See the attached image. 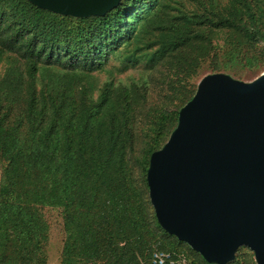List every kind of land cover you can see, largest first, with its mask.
Returning a JSON list of instances; mask_svg holds the SVG:
<instances>
[{
  "label": "trees",
  "instance_id": "16d2710c",
  "mask_svg": "<svg viewBox=\"0 0 264 264\" xmlns=\"http://www.w3.org/2000/svg\"><path fill=\"white\" fill-rule=\"evenodd\" d=\"M188 1L120 0L102 16L75 18L0 0V56L22 67L0 85V264H45V206L62 211L60 264H152L154 250L211 264L157 224L147 161L205 64L214 73L233 61L264 63V0ZM129 44L149 62L145 78L106 82L95 98L85 80H69ZM55 67L38 84V71ZM137 144L138 181L128 166ZM239 249L226 264H237Z\"/></svg>",
  "mask_w": 264,
  "mask_h": 264
},
{
  "label": "water",
  "instance_id": "95a60500",
  "mask_svg": "<svg viewBox=\"0 0 264 264\" xmlns=\"http://www.w3.org/2000/svg\"><path fill=\"white\" fill-rule=\"evenodd\" d=\"M63 16H102L120 0H26ZM147 196L159 227L206 263L240 247L264 264V71L201 76L165 142L149 154Z\"/></svg>",
  "mask_w": 264,
  "mask_h": 264
},
{
  "label": "rangeland",
  "instance_id": "374dc122",
  "mask_svg": "<svg viewBox=\"0 0 264 264\" xmlns=\"http://www.w3.org/2000/svg\"><path fill=\"white\" fill-rule=\"evenodd\" d=\"M174 0H161L162 3L170 2ZM182 2L185 7L188 5V0H179ZM147 35H144L138 45L146 39ZM221 37L218 36L217 42H220ZM132 44L128 46H122L116 52L115 55H109L107 60L104 62L100 70L91 71L85 78V75L74 74L69 77V80L73 85H76L78 82L85 80L88 84V91L91 93V97L95 98L99 92L100 87L106 83L111 82L112 86H120L124 84H129L132 81H138L141 78H145L148 75L149 62L145 59V56L141 54L140 50L133 51ZM127 53H133V59H130V56ZM8 55L0 56V85L2 84V79L9 75V79H12L14 76L19 75V72H22V67L18 63H9ZM206 66V64H205ZM201 69L202 74L197 75V77L192 82H197V80L205 75V72H208V69ZM207 70V71H206ZM60 70L58 68H51L50 70L42 68L38 71V84L41 80L48 81L50 77L55 74H58ZM264 71V63H254L253 60L250 63L241 61H233L229 64H226L225 69H221V72H224L230 75L232 78L241 81H250L256 77L260 72ZM150 102L155 101L156 96L152 91L149 95ZM140 145L137 144L133 150L132 155L128 159V166L131 167L132 177L134 180H139V173L135 163V156H140ZM5 166V162L0 158V178L2 168ZM40 212L43 219L47 223V241L42 245V250L45 255V264H60V252L61 245L64 238V232L62 229V211L60 208L55 207H41ZM241 254L238 255L237 264H243L244 258L251 260L253 264L252 254L248 249L240 247L238 250ZM191 257V256H190ZM94 264H97V261H93ZM74 264H83L78 259L75 260Z\"/></svg>",
  "mask_w": 264,
  "mask_h": 264
},
{
  "label": "built area",
  "instance_id": "2783aa9c",
  "mask_svg": "<svg viewBox=\"0 0 264 264\" xmlns=\"http://www.w3.org/2000/svg\"><path fill=\"white\" fill-rule=\"evenodd\" d=\"M152 264H192L189 259L181 255L173 256L169 252L154 250L150 255Z\"/></svg>",
  "mask_w": 264,
  "mask_h": 264
}]
</instances>
